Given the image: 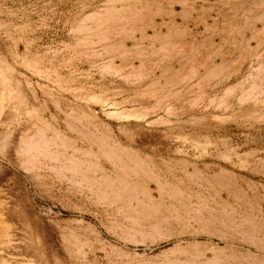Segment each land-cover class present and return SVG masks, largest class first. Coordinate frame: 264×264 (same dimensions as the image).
Here are the masks:
<instances>
[{"label": "rangeland", "instance_id": "374dc122", "mask_svg": "<svg viewBox=\"0 0 264 264\" xmlns=\"http://www.w3.org/2000/svg\"><path fill=\"white\" fill-rule=\"evenodd\" d=\"M260 257L264 0H0V264Z\"/></svg>", "mask_w": 264, "mask_h": 264}, {"label": "bare ground", "instance_id": "6f19581e", "mask_svg": "<svg viewBox=\"0 0 264 264\" xmlns=\"http://www.w3.org/2000/svg\"><path fill=\"white\" fill-rule=\"evenodd\" d=\"M260 6V5H259ZM113 49V48H112ZM118 67V66H117ZM114 69V68H113ZM87 115V114H86ZM91 124V123H90ZM50 128V127H49ZM95 128V127H94ZM76 129V128H75ZM37 130V129H36ZM47 130V129H46ZM82 130V129H81ZM87 130V129H86ZM85 130V131H86ZM34 131V130H33ZM56 131V130H55ZM78 132H80L79 130H77ZM77 132V133H78ZM103 132H104V130H103ZM36 133V132H35ZM82 133H83V131H82ZM87 133V132H86ZM91 133V132H90ZM95 133V132H94ZM43 134V133H42ZM79 134V133H78ZM104 134V133H103ZM107 134V133H106ZM105 134V135H106ZM89 135V134H88ZM91 135V134H90ZM35 136H37V135H35ZM41 136V135H40ZM55 137L56 136H59V135H54ZM92 136V135H91ZM91 136H90V138H91ZM94 136V135H93ZM43 137V136H42ZM45 137V136H44ZM43 137V138H44ZM50 137V136H49ZM105 137V136H104ZM38 139H39V136H38ZM100 139V138H99ZM28 140V139H27ZM37 140V139H36ZM46 140V139H45ZM49 140V139H48ZM47 140V141H48ZM55 140V139H54ZM59 140V139H58ZM83 140V139H82ZM35 141V140H34ZM38 141V140H37ZM36 141V142H37ZM98 141V140H97ZM54 142L55 141H52L51 143H53L54 144ZM63 142V141H62ZM61 142V143H62ZM100 142V141H99ZM30 143V142H29ZM39 143H42V142H39ZM44 143V142H43ZM49 143V142H48ZM32 144V143H31ZM45 144V143H44ZM71 144V143H70ZM98 144V143H97ZM100 144V143H99ZM98 144V145H99ZM56 145V144H55ZM58 145V144H57ZM56 145V146H57ZM62 145V144H61ZM72 145V144H71ZM19 146V145H18ZM21 146V145H20ZM115 146V145H114ZM68 147H69V145H68ZM105 147V146H104ZM107 147V146H106ZM117 147V146H116ZM119 147V146H118ZM23 149H24V151H25V153L27 154V152L26 151H28V150H30V148L29 147H22ZM35 148H38V149H40L39 147H35ZM35 148H33V149H35ZM72 148V147H71ZM75 148V147H74ZM88 148V147H87ZM108 148V147H107ZM120 148V147H119ZM17 149V148H16ZM22 149V150H23ZM43 148L41 147V150H42ZM76 149V148H75ZM78 149V148H77ZM117 150H119L118 148H116ZM22 150H20L21 152H22ZM50 150V149H49ZM48 150V151H49ZM126 150H128V149H126ZM55 152V151H54ZM81 152V151H80ZM24 153V152H23ZM24 153V154H25ZM50 153H52V152H50ZM57 153V152H56ZM82 153H84V152H82ZM119 153V152H118ZM130 153V150H128V154ZM58 154L59 153H57V158H59L58 157ZM127 153H126V155H125V158H128V160L126 161V162H131V163H133L134 165H132V166H135L136 168H139L140 166H143V164H144V162L143 163H141V160L139 161V159H137L138 157H136V156H134V155H132V153L130 154V156L132 155V156H134V157H130L129 158V155H128ZM45 155H47V154H44V156ZM49 155H51L52 156V154H49ZM48 155V156H49ZM61 155V154H60ZM86 155H87V153H86ZM92 155H94V154H92ZM123 155V154H122ZM128 155V156H127ZM53 156H56L55 154L53 155ZM63 156H64V154H63ZM127 156V157H126ZM66 157V156H65ZM136 157V158H135ZM57 158L55 159V160H57ZM62 158L63 157H60V159L59 160H62ZM67 158V157H66ZM70 158V157H69ZM106 158V157H105ZM123 158V157H122ZM124 158V159H125ZM64 160V159H63ZM69 160V159H68ZM71 160H72V158H71ZM71 160H70V163L72 164V165H74L73 164V161L71 162ZM74 160V159H73ZM110 160V159H109ZM143 160V159H142ZM75 161V160H74ZM111 161V164H112V166H114V168L116 167L115 165L117 164V163H119L123 168H128V163H125L124 161H122L121 160V158L119 159V158H115V159H113V160H110ZM65 162V161H64ZM77 161H75L74 163H76ZM68 164H69V162H67ZM78 163V162H77ZM76 163V164H77ZM116 163V164H115ZM146 163V162H145ZM80 163H78V165H79ZM87 164H89V163H87ZM100 164V163H99ZM98 164V165H99ZM110 164V165H111ZM130 164V163H129ZM82 165V164H81ZM95 165V164H94ZM94 165H92V166H94ZM98 165L96 164L95 166H97L96 168L98 169V172L100 171L101 172V176H99L98 178H94L95 176H93L92 178H90L91 176H92V174H90L89 175V171H92L91 169H90V165L88 166V167H77L76 168V166L77 165H75V168L76 169H78L77 171H75L76 169L74 168V167H70L69 168V173H71L72 171L71 170H73V174L75 173V172H80L81 173V175H83V177L84 178H86V179H88L89 181H92V183H91V187L92 188H99V189H104V191L106 190V189H109V190H116L117 192H116V194L118 193V194H120V195H122V196H135V198H136V195H135V193L132 195V194H129L128 195V191H126V189H127V186H128V189H130V185H126L124 182H120V180L119 181H116L115 179H113V178H111L110 176H109V174H107V172L103 169V166H100V167H98ZM145 166H147L146 164H145ZM67 167H69L68 165H67ZM144 167V166H143ZM62 168V167H61ZM72 168V169H71ZM74 168V169H73ZM130 168V167H129ZM131 169V168H130ZM59 170V169H58ZM75 171V172H74ZM140 171V170H139ZM142 171V170H141ZM72 174V173H71ZM75 175H76V173H75ZM78 176H79V174H77ZM87 175H89L90 177H87ZM219 176V175H218ZM82 177V176H81ZM82 177V178H83ZM220 177H222V175H220ZM217 178V177H216ZM221 180V179H220ZM224 180V179H223ZM222 180V181H223ZM221 182V181H220ZM224 182V181H223ZM226 182V181H225ZM228 183V186H230L229 185V182H226V184ZM79 184V183H78ZM89 184V183H88ZM230 184H233V183H230ZM116 185H118V186H116ZM120 185V186H119ZM224 185V184H223ZM233 186V185H232ZM174 189V188H173ZM123 190H124V192H128V193H126L127 195H123V194H121L122 192H123ZM130 190H132V189H130ZM137 190V189H136ZM143 190V189H142ZM233 190H236L237 191V189H236V187H235V189H233ZM232 190V191H233ZM95 191V190H94ZM99 191V190H98ZM101 192L100 193H102V190H100ZM231 191V192H232ZM138 192V191H137ZM143 192V191H142ZM140 190H139V193L141 194L142 193ZM146 192V191H145ZM163 192V191H162ZM239 192V191H238ZM99 193V192H98ZM105 193V192H104ZM113 193H115V191H113ZM133 193V192H132ZM110 194V193H109ZM104 195V194H103ZM102 195V196H103ZM142 195V194H141ZM129 196V197H130ZM104 197V196H103ZM109 197V196H108ZM128 197V198H129ZM146 198H149V197H151V195L149 196V195H147V196H145ZM107 198V197H106ZM111 198V197H110ZM112 199V198H111ZM152 199V198H151ZM104 200H105V197H104ZM107 200V199H106ZM113 200H118V197L117 198H113ZM109 201V200H108ZM119 201H120V199H119ZM133 201V200H132ZM106 202V201H105ZM110 202V201H109ZM143 203V202H142ZM113 204V203H112ZM158 207H159V205H158ZM157 207V208H158ZM161 220H162V218H161ZM165 222H167V221H165ZM155 226V225H154ZM165 227V226H164ZM213 231V230H212ZM251 231V230H250ZM258 232V231H257ZM173 233V232H172ZM217 233V232H216ZM166 234V233H165ZM220 234V233H219ZM172 235V234H171ZM170 235V236H171ZM222 235V234H221ZM223 236V235H222ZM248 242V241H247ZM260 247V246H259ZM262 249H263V247H262ZM238 251V250H237ZM233 255V254H232ZM240 255V254H239ZM238 255V256H239ZM234 256H237V255H234ZM241 256V255H240ZM250 257L251 256H253V255H249ZM231 257V256H230ZM241 258V257H240ZM239 258V259H240ZM252 258V260H253V257H251ZM260 258H262V257H260ZM233 259V258H232ZM263 259V258H262ZM234 260H235V258H234ZM251 260V261H252ZM264 260V259H263ZM237 261V260H236ZM246 261H247V257H246ZM259 263H261V262H258V264ZM256 264V263H255Z\"/></svg>", "mask_w": 264, "mask_h": 264}]
</instances>
